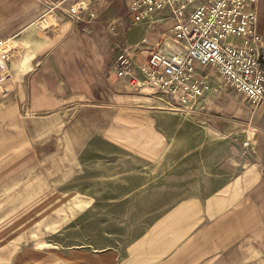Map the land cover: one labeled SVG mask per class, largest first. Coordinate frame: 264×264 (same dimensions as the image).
Returning <instances> with one entry per match:
<instances>
[{
	"label": "crops",
	"instance_id": "obj_1",
	"mask_svg": "<svg viewBox=\"0 0 264 264\" xmlns=\"http://www.w3.org/2000/svg\"><path fill=\"white\" fill-rule=\"evenodd\" d=\"M74 2L0 0V42L13 38L19 47L7 60L13 88L0 97V149L8 150L0 164L36 166L18 174L25 184L5 202L0 223L34 196H48V187L67 192L83 180L97 189L115 179L107 174L113 164L124 172L152 162L157 183L185 184L151 188L153 197L171 198L163 205L123 206L122 219L157 215L147 221V254L142 261L129 255L126 264H264V103L250 104L200 66L208 89L183 106L149 87L135 89L116 77L114 59L124 52L138 66L163 37L175 47L173 22L162 12L157 22L135 23L130 0H90L92 17L70 18ZM56 3L54 30H41L38 17ZM253 8L264 47V0ZM186 129L187 139H174ZM128 251L138 257L135 245Z\"/></svg>",
	"mask_w": 264,
	"mask_h": 264
},
{
	"label": "built area",
	"instance_id": "obj_2",
	"mask_svg": "<svg viewBox=\"0 0 264 264\" xmlns=\"http://www.w3.org/2000/svg\"><path fill=\"white\" fill-rule=\"evenodd\" d=\"M257 0H130L129 9L135 23L157 22L162 12L173 22L175 47L160 39L146 59L134 66L130 57L119 53L114 59L115 75L127 78L135 89L149 87L173 98L178 106L201 96L208 89V73L213 72L229 90L250 104L264 103V47L256 32ZM53 4L42 13L36 24L43 31L55 28ZM91 7L90 0H75L66 12L76 18ZM92 17L94 13L90 10ZM110 29H113L110 26ZM239 39L240 44L231 39ZM13 38L0 42V93L13 88L7 60L18 51Z\"/></svg>",
	"mask_w": 264,
	"mask_h": 264
},
{
	"label": "rangeland",
	"instance_id": "obj_3",
	"mask_svg": "<svg viewBox=\"0 0 264 264\" xmlns=\"http://www.w3.org/2000/svg\"><path fill=\"white\" fill-rule=\"evenodd\" d=\"M4 95L0 93V97ZM189 135L186 129L182 135L174 134V139H187ZM7 151L0 149V157L8 156ZM23 159L27 160L26 157ZM165 163L160 172L167 177L170 165L166 160ZM35 167L0 164V211L25 184L16 180L18 174ZM135 168L129 165L127 171L121 172V166L117 168L113 164L107 174L111 173L115 179L108 178L101 188H89V181L87 187L83 180L77 181L76 190L67 192L53 193L54 189L48 187L49 195L43 191L48 196H34L32 205L18 206L22 208L0 223V264H126L129 255L136 259L134 261H142L148 250L141 246L149 243L153 236L146 227L147 221L157 215L142 213L136 217V213L129 212L125 214L128 218L122 219L123 206H131L137 201L143 205L153 200L163 205L171 198L162 194L153 197L151 188L168 189L170 185L185 182L162 180L157 183L153 179L156 177L152 176V162L146 164V168L141 165ZM141 172L149 175L141 180L136 175ZM121 176L127 179L118 180ZM39 188V182L33 186L34 191ZM52 188L56 187L52 184ZM15 199L22 201L19 197ZM132 245H135L138 257L136 252L128 251Z\"/></svg>",
	"mask_w": 264,
	"mask_h": 264
}]
</instances>
